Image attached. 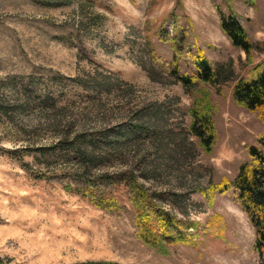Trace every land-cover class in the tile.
Returning <instances> with one entry per match:
<instances>
[{
    "label": "rangeland",
    "instance_id": "374dc122",
    "mask_svg": "<svg viewBox=\"0 0 264 264\" xmlns=\"http://www.w3.org/2000/svg\"><path fill=\"white\" fill-rule=\"evenodd\" d=\"M222 3L0 0L3 264H263L264 255L254 249L256 230L234 191L213 201L197 191L233 179L248 147L258 145L264 132L257 113L232 94L237 80L264 68V0L233 3L255 46L250 58L223 33L216 9ZM173 8L182 25L187 17L192 23L188 43L222 71L218 85H200L213 105L211 152L189 133V109L198 92L162 74L146 48L150 37L156 54L170 63L171 44L153 29ZM164 29L173 34L170 19ZM187 58L183 70L191 72ZM79 141L96 157L89 166L62 147ZM125 169L166 196L160 201L169 211L198 222L193 245H175L170 255H161L136 239L130 212L110 214L67 189L84 173L96 182L97 193L129 206L125 186L104 180ZM205 225L211 229L202 230Z\"/></svg>",
    "mask_w": 264,
    "mask_h": 264
},
{
    "label": "trees",
    "instance_id": "16d2710c",
    "mask_svg": "<svg viewBox=\"0 0 264 264\" xmlns=\"http://www.w3.org/2000/svg\"><path fill=\"white\" fill-rule=\"evenodd\" d=\"M216 4L220 17V25L224 34L231 43L242 49L250 58L254 44L249 40L247 32L240 22L237 12L233 7L235 0H222ZM247 5L254 6L257 0H243ZM225 8V10L223 9ZM171 10L162 23L153 30L157 38L164 43L169 42L173 51L170 63L162 60L156 54L150 37L145 38L146 48L152 62L159 64L160 72L167 77L174 78L187 89L196 90L198 94L193 98L189 113L192 118L189 133L198 139L199 145L211 152L216 139V128L213 119V105L210 101V92L200 87L201 84L218 85L222 80V71L212 66L202 48H196L188 43V28L192 27L187 17L186 25L180 22V16ZM167 19L173 25V34L164 29ZM147 31H151L150 22L145 23ZM150 35V34H148ZM190 62L191 72L183 70L184 58ZM187 63V62H185ZM152 76V71H149ZM235 101L251 112H256L258 118L264 123V68L249 79L240 78L232 90ZM67 153H73L82 159L84 166L93 163L94 153L87 152V144H65L62 146ZM87 168V167H85ZM86 175V174H85ZM104 177V176H102ZM75 187L67 189L75 191L90 203L110 214L131 213L135 227L134 236L143 244L155 249L159 254L168 256L175 245H193L200 230L197 221L178 217L169 211L160 200L168 199L162 193L147 188L139 177L130 169H125L104 177L105 181L114 185L123 184L128 192L129 206L113 196H105L104 192L97 193V184L94 180L86 178L84 173L77 174ZM233 190L237 201L244 213L248 216L256 230L254 249L264 255V132L260 135L258 145L248 147V158L242 162L233 179L224 178L218 183L197 189L208 200L213 201L216 194L224 195ZM172 197V196H171ZM173 199V198H172ZM192 229V230H190ZM206 231V225L201 228ZM213 232V230H212ZM0 264H3L0 258ZM76 264H122L116 261L97 260L85 261ZM264 264V261H263Z\"/></svg>",
    "mask_w": 264,
    "mask_h": 264
}]
</instances>
